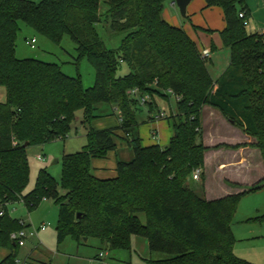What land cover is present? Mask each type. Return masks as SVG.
<instances>
[{
	"label": "trees",
	"instance_id": "obj_1",
	"mask_svg": "<svg viewBox=\"0 0 264 264\" xmlns=\"http://www.w3.org/2000/svg\"><path fill=\"white\" fill-rule=\"evenodd\" d=\"M100 2L0 0V87L5 93L0 103V248L8 252L0 264H17L19 247L10 235L28 227L10 217L8 205L20 202L32 212L48 199L58 207V244L67 237L77 243L97 239L108 250H127L131 237L139 236L150 255H159L145 264H251L234 255L230 225L241 198L262 190L264 177L249 187L228 182L241 191L215 200L187 187L210 149L201 138L204 106L255 140L251 147L259 151L264 168V34L247 32L245 0H204L205 8H220L225 20L220 37L229 65L216 81L195 43L163 20L165 0L105 1L109 29L126 34L116 50H108L96 31ZM20 23L55 44L68 36L75 44V64L86 60L93 67V86L84 88L79 76H66L56 64L16 58ZM122 64L129 71L118 76ZM134 89L138 97H148L150 111L155 96L176 98L167 146L143 147L131 138L138 125ZM100 104L119 112L118 128H91ZM79 111L86 145L63 156L59 184L41 169L34 188L25 193L26 149L64 140ZM116 139L132 148L133 159L118 162L114 178H96L91 160L114 152Z\"/></svg>",
	"mask_w": 264,
	"mask_h": 264
},
{
	"label": "rangeland",
	"instance_id": "obj_2",
	"mask_svg": "<svg viewBox=\"0 0 264 264\" xmlns=\"http://www.w3.org/2000/svg\"><path fill=\"white\" fill-rule=\"evenodd\" d=\"M105 1L101 0L100 2L99 14L102 17L101 22L96 25V31L108 50H116L120 47V42L126 34L113 33L109 29L104 17L107 9ZM165 2L163 8L167 7L169 0ZM171 11H174L179 21L180 26H177V28H181L187 22L188 17L182 18L176 6ZM32 37L36 40L33 48L26 45V40H30ZM15 56L18 59H35L45 63L56 64L66 76L72 78L79 76L84 88H90L94 84L95 72L93 67L86 60H81L75 64V44L68 36H65L60 44H55L20 23L15 44ZM128 71V67L122 64L118 71V76H123ZM153 99L155 104L151 111L147 105H137L135 120L138 125L132 129L131 135L134 138L141 137L140 143L143 147L150 145L165 147L169 143L168 132L173 131L171 120L172 117L176 116L174 114L176 113V99L170 93H167V99L158 96ZM4 102V89L0 87V103ZM203 108L200 116L202 142L203 134L208 127H205L203 123H211L210 118L202 121ZM158 109L166 115L160 121L155 118ZM95 115L96 118L91 124L93 127L96 126L98 128L103 123H109L106 120L108 119L107 117L112 119L118 117L119 112H114L113 114L110 106L100 104ZM82 117V111L76 113V120L64 140L58 139L42 146H31L26 149L30 174L25 193L34 188L38 172L41 169H45L58 184L60 183L63 156L80 152L86 145L85 128L81 125ZM149 118L153 120L149 121ZM225 122L229 123L226 119ZM207 130L210 133L220 132L225 141H232L231 139H233V135L228 132V128L218 126L214 131L210 127ZM154 131L157 132L156 135ZM254 143L255 140L253 139L252 144ZM252 144L220 145L221 147L214 148L216 152H211L209 155L210 160L208 161L212 168H214L218 159H222L225 163H234H230L224 172L213 173L209 178L207 192L211 196L220 194L223 191L222 184H220L223 175L244 183H249L251 176L257 175L260 169L259 164L262 163V160L259 151L251 147ZM223 146L236 148L230 149ZM244 148H253L256 151L253 152L250 158L251 165L249 168L244 166V164L238 163V160H234L238 156L236 153ZM118 155L122 160H125L124 162H130L133 159L132 148L128 144H123L118 150ZM244 155L242 153L241 157H244ZM38 156H41L42 160H39ZM208 162L204 160L198 181H193L190 178L187 182V187L201 197H204L205 194L207 175L210 169ZM8 213L10 217L23 222L29 228H38L42 224L47 226L44 231L38 233L37 237L27 239L25 246L18 249L16 255L17 264H21L23 261L28 264H145V260L149 258L157 259L159 256L156 254L150 255L146 239L139 236L131 237L130 248L127 250H108L106 245L97 239H88L77 243L67 237L62 243L58 244L55 232L58 207L49 199L41 200L37 208L32 212H28L20 202L8 205ZM262 217H264V190L249 193L241 198L230 225L235 239L234 255L251 264H264V219ZM139 218L142 222L144 221L142 215H139ZM6 252V250L0 248V261ZM100 254L101 257H99Z\"/></svg>",
	"mask_w": 264,
	"mask_h": 264
},
{
	"label": "crops",
	"instance_id": "obj_3",
	"mask_svg": "<svg viewBox=\"0 0 264 264\" xmlns=\"http://www.w3.org/2000/svg\"><path fill=\"white\" fill-rule=\"evenodd\" d=\"M28 1L33 3H39L42 0H28ZM245 6L249 14L246 24L247 32L250 34H255V33L264 34V0H245ZM174 8L175 5L172 4L171 0H169V4L167 5V7L163 8L162 18L165 22H167L171 26L177 27L180 26L179 21L176 18L174 11H171L174 10ZM204 8H205L204 0H190V3L186 9V17H188V20L186 23H184L181 26V28L187 34V36L195 43L200 53L204 51H207L209 53V56L206 58V66L211 78L214 81H216L229 65V51L227 48L223 46L220 37V32L223 31V29L225 28V20H224L223 11L220 8L218 7H211L205 9ZM31 39H35V38L32 37ZM111 111L113 112V114L114 112H118L116 109L113 108H111ZM158 112L161 111L158 109L157 113ZM157 113L155 115H157ZM171 114L173 113L171 112ZM107 118L108 119L106 120L109 121L108 124L103 123L98 128L96 126L93 127L91 124V128L93 130H105V129H114L119 127L120 120L118 117H114L115 119L109 117ZM206 118H210L211 123L204 122L203 125L205 127L208 126L212 128L213 131L218 126H220L221 128L224 127L228 128V132L232 134L233 139H235V140L231 139L232 141L229 140L225 141L223 137L220 135V132L217 133L215 131L213 133H210L209 130H207L208 129L207 127L206 131L204 130L205 133L203 134V143L206 147L210 148L204 155V160L206 162L210 160L209 155L211 154V152H216L214 151L215 149H213L216 146H220V145L234 146L238 144L253 143V139L251 137L245 135L239 128H236L232 124L226 123L225 119H223V117L219 112L207 106L203 108L202 121H204V119ZM152 120H153L152 118H149V121ZM168 133H169L168 138L170 141L171 137L173 136V131L171 130ZM84 134H86V130ZM116 134L124 137V134L120 131H117ZM154 134L156 135L157 132L154 131ZM130 136L131 138H134L131 135V133ZM137 138L140 139L141 141V137H137ZM115 142L117 145L116 150L114 152H110L105 159L91 160L92 173L96 178L99 179L114 178L116 176L115 169L117 163L125 161L119 157L118 150L123 146V144L125 145L126 143L121 139H116ZM253 152H256L255 149L253 148H244L240 150L238 153H236L238 154V156L237 155H232V156H237V158H235L234 160H238V163L244 164V166L249 168V166L251 165L250 158ZM242 153L245 154L244 157H241ZM230 163L233 164L234 162L225 163L222 159H218V161L215 162L214 168H212V165L210 166V163L208 162L210 169L207 175L208 179L204 191L205 193L204 198L206 200L219 199L224 196L236 194L241 191L240 188L229 185L228 182L233 184H238L242 187H249L264 177V168L262 166V163L259 164L260 169L257 172V175H252L250 178L251 181L249 183H244L242 181L225 177V175H223L220 181V184H222L223 191L220 192V194L211 196L207 192L209 178L213 175V173L217 172L219 174L227 170ZM262 190H264V188ZM7 254L8 252H6L5 256Z\"/></svg>",
	"mask_w": 264,
	"mask_h": 264
},
{
	"label": "built area",
	"instance_id": "obj_4",
	"mask_svg": "<svg viewBox=\"0 0 264 264\" xmlns=\"http://www.w3.org/2000/svg\"><path fill=\"white\" fill-rule=\"evenodd\" d=\"M239 18H243L242 13L239 14ZM35 43H36L35 39H30V40L26 41V45H28L31 48L34 47ZM201 56L204 59H206L209 56V53L207 51H204L201 53ZM130 95L137 97L139 99L140 105H145L148 101L147 96H144L142 98L138 97V90L137 89L130 91ZM165 117H166L165 113L158 112L155 118L157 120H162ZM38 159L42 160L41 156H38ZM200 175H201V170L197 169L192 173L191 178L193 181H198L200 178ZM0 216H2V212H0ZM46 227L47 226L44 224L40 225L38 228H29V226H28L27 228H25L23 230L11 233L10 240L13 241V243H15L19 248L24 247L27 239L37 237L38 233L40 231H44L46 229ZM99 257H101V254L99 255ZM22 264H28V263L23 262Z\"/></svg>",
	"mask_w": 264,
	"mask_h": 264
},
{
	"label": "water",
	"instance_id": "obj_5",
	"mask_svg": "<svg viewBox=\"0 0 264 264\" xmlns=\"http://www.w3.org/2000/svg\"><path fill=\"white\" fill-rule=\"evenodd\" d=\"M172 4H174L178 10H179V14L182 18L186 17V9L187 6L190 3V0H171ZM25 146H27V144H25ZM80 215H78L77 217L79 218Z\"/></svg>",
	"mask_w": 264,
	"mask_h": 264
}]
</instances>
